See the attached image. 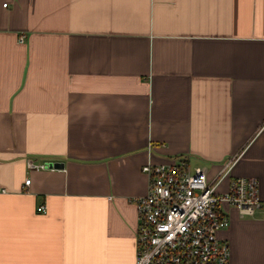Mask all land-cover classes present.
Segmentation results:
<instances>
[{"label":"crops","instance_id":"1","mask_svg":"<svg viewBox=\"0 0 264 264\" xmlns=\"http://www.w3.org/2000/svg\"><path fill=\"white\" fill-rule=\"evenodd\" d=\"M177 157L259 180L219 236L264 264V0H0V264H134L144 166Z\"/></svg>","mask_w":264,"mask_h":264},{"label":"built area","instance_id":"2","mask_svg":"<svg viewBox=\"0 0 264 264\" xmlns=\"http://www.w3.org/2000/svg\"><path fill=\"white\" fill-rule=\"evenodd\" d=\"M19 40L24 42L25 34ZM27 164L29 169L54 168L32 159ZM233 165L229 160L210 178L185 157L147 163L148 191L132 199L139 221L134 264H230V244L219 236L229 225L223 204L236 207L242 217L255 215L262 206L255 177H233L227 190L219 189ZM25 183L30 185L31 178ZM38 210L46 212L47 206Z\"/></svg>","mask_w":264,"mask_h":264},{"label":"water","instance_id":"3","mask_svg":"<svg viewBox=\"0 0 264 264\" xmlns=\"http://www.w3.org/2000/svg\"><path fill=\"white\" fill-rule=\"evenodd\" d=\"M49 165L53 166L54 168H64L65 166V164L62 162H51Z\"/></svg>","mask_w":264,"mask_h":264}]
</instances>
